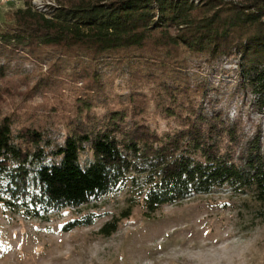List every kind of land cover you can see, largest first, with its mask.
I'll return each instance as SVG.
<instances>
[{
	"label": "trees",
	"instance_id": "obj_1",
	"mask_svg": "<svg viewBox=\"0 0 264 264\" xmlns=\"http://www.w3.org/2000/svg\"><path fill=\"white\" fill-rule=\"evenodd\" d=\"M198 1L62 0L51 16L27 2L12 25L0 27V53L9 52L7 59L18 50L41 59L50 49L72 61L85 56L95 67L80 74L90 93L62 122V145L53 144L52 133L43 128L15 131L11 117L0 122V204L35 219L129 187L142 200L131 199L124 218L137 205L151 217L164 205L229 187L264 207L260 131L244 144L241 120L230 124L223 111L205 114L197 97L205 99L214 89L188 72L193 57L208 66L239 60L240 86L262 111L264 0ZM113 57L132 68V77L137 72L136 78L131 94L118 99V110L99 118L92 100L104 99L106 81L97 66ZM7 75L0 65V78ZM146 83L155 85L157 111L179 128L163 133L150 128L142 117L150 100L137 92ZM120 221L107 222L100 234L112 236Z\"/></svg>",
	"mask_w": 264,
	"mask_h": 264
},
{
	"label": "rangeland",
	"instance_id": "obj_2",
	"mask_svg": "<svg viewBox=\"0 0 264 264\" xmlns=\"http://www.w3.org/2000/svg\"><path fill=\"white\" fill-rule=\"evenodd\" d=\"M226 1L238 4L242 0ZM27 2L51 16L62 0H0V27L12 25L14 13ZM45 52L41 59L23 50L16 51L12 59H7L9 52L0 53V65L8 69V75L0 78V122L11 117L15 131L43 128L52 133L53 144L62 145V122L73 116V104L90 93L85 89V75L80 74L94 72L95 67L85 56L72 61L50 49ZM113 58H103V65L99 62L97 66L106 81V96L100 101L88 98L99 118L118 110V99L131 94L132 68ZM189 59V75L207 80L214 89L205 99L197 97L205 114L223 111L230 124L241 120L244 144L260 131L264 152V108L259 111L257 99L241 88L239 60L225 59L208 66ZM154 86L146 83L137 89L150 100L142 117L159 133L179 128L172 118L157 111ZM138 197L129 187L115 189L81 208L50 211L35 219L0 204V264H264V207L251 195L218 188L164 205L151 217L137 205L124 218L130 200L140 202L142 197ZM115 218H121L117 231L110 237L101 235V228Z\"/></svg>",
	"mask_w": 264,
	"mask_h": 264
}]
</instances>
